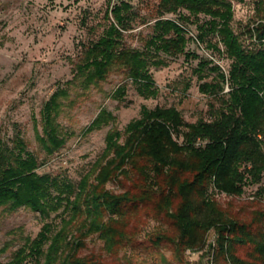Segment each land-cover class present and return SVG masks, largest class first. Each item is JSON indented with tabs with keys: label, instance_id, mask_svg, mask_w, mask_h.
<instances>
[{
	"label": "trees",
	"instance_id": "1",
	"mask_svg": "<svg viewBox=\"0 0 264 264\" xmlns=\"http://www.w3.org/2000/svg\"><path fill=\"white\" fill-rule=\"evenodd\" d=\"M254 6L256 20L240 36L232 28L229 0H159L152 36L142 38V49H135L126 45L124 36L131 6L125 1L109 4L108 26L83 50L71 78L57 85L42 105L39 119L33 118L35 141L46 156L66 143L57 120L73 89L85 91L110 74H122L139 96L155 98L151 69L166 67L168 59L178 57L197 60L198 55L187 51V25L195 26L199 44L218 53L221 45L231 62L225 75L212 62L200 61L199 70L215 74V82L201 84L199 91L214 96L228 91L219 97L222 106L211 122L186 123L173 107H142L123 134L108 131L104 150L76 186L38 174L42 164L19 135L12 147L0 142V210L25 208L44 220L60 209L67 215L55 233L43 225L5 264H116L79 256L94 235L108 255L123 248L165 249L181 262L186 252L207 249L209 264H264V209L240 218L215 200L216 195L240 197L264 177V0ZM167 15L177 19H165ZM200 16L205 20L194 23ZM242 36L249 39V47ZM125 95L121 86L110 97L120 103ZM114 121L102 109L84 133ZM111 182L120 186V193L107 189ZM262 198L264 187L255 193L256 200ZM148 219L160 227L138 242Z\"/></svg>",
	"mask_w": 264,
	"mask_h": 264
},
{
	"label": "rangeland",
	"instance_id": "2",
	"mask_svg": "<svg viewBox=\"0 0 264 264\" xmlns=\"http://www.w3.org/2000/svg\"><path fill=\"white\" fill-rule=\"evenodd\" d=\"M121 1L131 6V23L124 33L125 43L142 49L141 39L152 36L154 23L159 19V0H0V142L12 147L19 135L26 150L42 164L37 171L40 175L76 186L104 150L108 131L114 129L123 134L127 124L139 118L142 107H173L186 123L192 124L211 122L222 106L220 96L226 88L217 96L199 91L201 84L215 82V74L208 69L200 71L198 64L210 61L227 75L231 62L221 45H218L221 51L218 53L208 49L206 44H199L195 26L187 25L188 37H191L187 51L198 55L197 60L186 61L184 57H178L168 59L166 67L151 69L158 92L155 98L139 96L135 86L122 74H110L104 82L85 91L73 89L57 120L66 143L54 155H45L35 141L33 118L39 119L42 105L57 85L71 78V71L80 63L83 50L102 35L108 26L105 14L109 4L112 6ZM229 1L234 11L232 28L241 36L256 20V0ZM180 15L187 16V13L182 11ZM164 18L177 19L173 15ZM204 20L200 16L194 23ZM241 40L246 47L251 44L247 37L242 36ZM209 41L214 44L216 38H209ZM121 86L125 87L126 95L118 103L110 96ZM102 109L115 117L114 123L85 134V129ZM261 187H264V177L258 185L246 187L240 197L216 195L215 200L227 213L246 218L253 209H264V198L255 199V193ZM107 189L121 192L115 182L109 183ZM55 194L52 192L53 196ZM62 210L44 220L25 208L1 209L0 264L8 262L26 239H34L43 225L49 224L55 233L67 216ZM159 227L158 222L146 220L137 241L144 242ZM73 234H76L75 230ZM213 238L210 233L208 242ZM89 255L116 264H209L207 249L186 252L181 262L165 249L145 252L123 248L115 255H108L96 235L87 238L85 247L79 252L80 257ZM28 264H34V261Z\"/></svg>",
	"mask_w": 264,
	"mask_h": 264
},
{
	"label": "built area",
	"instance_id": "3",
	"mask_svg": "<svg viewBox=\"0 0 264 264\" xmlns=\"http://www.w3.org/2000/svg\"><path fill=\"white\" fill-rule=\"evenodd\" d=\"M191 35V34H190ZM226 91H228L227 89H226Z\"/></svg>",
	"mask_w": 264,
	"mask_h": 264
}]
</instances>
